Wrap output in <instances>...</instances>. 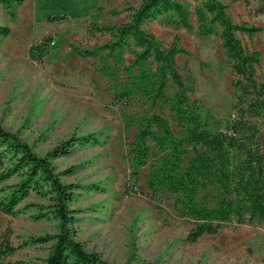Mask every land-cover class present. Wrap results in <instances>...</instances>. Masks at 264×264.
<instances>
[{
  "label": "rangeland",
  "instance_id": "obj_1",
  "mask_svg": "<svg viewBox=\"0 0 264 264\" xmlns=\"http://www.w3.org/2000/svg\"><path fill=\"white\" fill-rule=\"evenodd\" d=\"M142 0H24L11 18L0 4V25L11 34L0 42V126L18 135L39 154L76 135L94 133L102 143L77 146L55 161L65 184L81 186L69 203L74 238L89 251L116 264H264V225L224 223L216 234L197 242L186 237L192 224L179 216L169 193L160 208L147 186L146 166L133 167L127 155L136 126L125 128L122 104L114 101L109 78L95 69L94 58L79 56L73 48L91 49L108 36L88 33L91 23L120 24L128 7ZM262 0H227L228 13L237 23L261 26L253 36L237 33L242 42L262 54L259 76L264 80V15L255 10ZM190 4L192 29H174L164 19L145 24L160 42L176 44L177 62L196 82L190 96L200 106L203 126L228 130L232 109L233 72L217 35L201 36ZM67 16L50 22L49 16ZM54 40L42 61L31 59L29 49L47 35ZM126 54V62L132 59ZM165 112L170 115L165 107ZM135 171V173L133 172ZM50 197L32 193L14 215L0 214V240L17 247L0 264L40 262L52 242L33 244L32 238L57 234L59 220L49 212ZM47 213V216L39 217Z\"/></svg>",
  "mask_w": 264,
  "mask_h": 264
},
{
  "label": "trees",
  "instance_id": "obj_2",
  "mask_svg": "<svg viewBox=\"0 0 264 264\" xmlns=\"http://www.w3.org/2000/svg\"><path fill=\"white\" fill-rule=\"evenodd\" d=\"M23 2L0 0L11 18ZM192 3L199 35L220 38L234 75L235 117L228 130L203 126L198 101L190 96L195 92V78L190 70L184 74L177 62V56L187 51L176 44L163 45L145 29L146 23L159 19L174 29H192ZM127 9L128 18L120 24H90L89 34L108 36L104 43L73 51L96 60L95 69L109 78L114 101L123 105L124 127L136 126L127 155L133 167H147L153 201L160 208L162 196L170 194L179 216L192 224L186 237L192 243L205 234L218 233L224 223L264 225V80L258 74L262 54L237 36L238 32L253 36L263 28L234 22L227 0H142ZM255 12L264 15V0ZM66 17L55 15L48 20ZM10 34L9 26L0 25V42ZM53 40L50 34L32 44L31 59L42 61ZM127 52L133 56L129 63ZM100 143L94 133L74 135L39 155L18 135L0 126V214L14 215L34 192L50 197L49 213L60 222L57 234L30 240L33 244L52 242L47 257L15 264H116L74 238L69 228L74 219L69 203L81 186L65 184L61 175L72 171L57 173L55 166L56 160L69 156L75 147ZM16 250L9 238L0 240L1 258Z\"/></svg>",
  "mask_w": 264,
  "mask_h": 264
}]
</instances>
